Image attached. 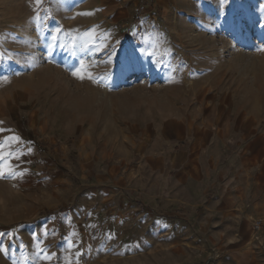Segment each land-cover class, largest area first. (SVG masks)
<instances>
[{"label": "rangeland", "instance_id": "rangeland-1", "mask_svg": "<svg viewBox=\"0 0 264 264\" xmlns=\"http://www.w3.org/2000/svg\"><path fill=\"white\" fill-rule=\"evenodd\" d=\"M249 1L250 9L264 5V0H0V97L19 110L24 125L37 130L44 120L39 146L59 163L43 177L60 171L59 182L69 188L55 197L54 206L39 207L40 189L27 177L0 178V264H264V233L252 231L253 222L264 217V202L255 204L247 220L230 214L234 224L203 218V206L226 177L202 178L197 186L208 191L193 201L194 181L171 195L180 166L166 182L148 176L138 196L130 195L131 178L121 183L117 176L121 162L130 174L141 161L134 145L135 124L142 120L240 123L232 137L245 131L246 139L260 137L264 144V37L239 17ZM54 19H60L55 30ZM254 20L259 25L263 17ZM231 23L233 33L227 29ZM22 24L25 31L16 28ZM147 25L163 30L145 39L143 51ZM192 26L214 39L223 33L230 47L222 56L237 52L241 62L221 68L219 49L214 46L213 59V44L196 40L188 33ZM30 28L48 36L42 68L34 61L36 49L25 41ZM63 32L71 42L60 63L59 57L51 59ZM131 41L136 55L125 64ZM216 116L223 119L215 121ZM166 125L175 137V124ZM241 148L234 143L222 155L216 151L217 172L237 160L234 153ZM149 166L156 170L157 161ZM101 177L105 182L94 186ZM96 189L107 192L97 198ZM244 227L250 230L246 239L238 236Z\"/></svg>", "mask_w": 264, "mask_h": 264}, {"label": "crops", "instance_id": "crops-1", "mask_svg": "<svg viewBox=\"0 0 264 264\" xmlns=\"http://www.w3.org/2000/svg\"><path fill=\"white\" fill-rule=\"evenodd\" d=\"M159 7L164 6H161L159 2ZM21 21H23V19H21ZM59 22V19L52 20L53 30L57 28ZM16 28L21 31L26 30L22 29L24 28L23 24L21 26H16ZM1 29L2 28H0V30ZM36 30L38 29L30 28L29 31L34 32ZM162 30L160 26L155 25L143 27L142 34L147 33L148 35H142L144 39H141V45H139L141 49L144 51L143 47L146 46L144 43L145 39H154L157 33L161 34ZM104 31L106 30H96V32L99 33ZM49 34H51V32H49ZM70 40L71 39H68L66 33H64L63 36H58L57 42H54L56 52H58L57 57L55 52L53 55L54 59L51 60L54 61L55 58L57 59L59 57V62L61 63L62 60L60 58L66 57L65 54H61V52L65 51L67 42H71ZM75 46H78L76 42ZM134 48H136V46L132 44V41L127 43L126 52L123 54V56H125V64L132 62V56L136 55ZM141 54L143 55L144 53ZM142 55H140V58L143 60L146 59V57ZM68 58L69 57L66 59ZM78 60L79 58L76 59L75 62L77 63ZM233 105L234 104H231L230 108ZM19 113L17 109L12 107L9 109L6 101L3 97H0V145H2V154L4 157L2 164L5 170V175L2 178L16 177L17 180L20 177V181L27 177L31 180L33 185L40 189V193L36 195L38 199L37 206H54L56 204L55 197H58L59 193L62 194L65 191L67 192L69 188L64 181L59 182L63 179L60 171L58 172L54 169V171L50 173L52 174L51 176L43 177L45 169L55 168V164L58 165L59 163V161L55 162V159L39 146V136L43 134V128L46 124H44V120L41 119V124L36 130L30 122L24 125L23 121L18 119ZM42 118L45 119L43 115ZM168 122H173L175 124L176 132H178L175 137L166 129V124ZM52 123L50 132L54 133L57 131L58 125L54 123V121ZM203 123L206 124L197 126L191 121H186L185 118L179 117L165 119L163 121L142 120L141 123H136L135 125L138 126L137 135L139 137V142H135L136 146L134 145V149L136 148L137 154L142 156L141 161L135 168V171L130 174H126L125 170L123 171L125 163L120 161L123 167L121 170H118L117 167L115 168V170L117 169V176L120 177L121 183H126L127 178H129L128 181L131 178L133 183H129L131 188L130 195L138 196V188L140 185L142 186L144 184V180L147 179L148 176H156L166 182L167 178L172 174L171 169L180 166L179 170L173 175V179L170 183L171 195H175V191L178 193L188 181H194L195 183L192 184H196L195 188L190 187L193 201H198L203 197V192L208 191V189H202L204 188L202 185H200V187L197 186L202 178L205 177L207 179L212 175L224 176L226 179L223 184H218L215 188L217 194L203 206L206 209L203 211V218L206 221L212 220L216 223L228 222L232 224L237 223L233 215L235 218L247 220V218L253 214L255 204L257 202H264V197L262 195L264 192L263 139L260 137L246 139L244 137L245 131L243 133L240 131L238 133V138L232 137L231 135H233V132L237 133L232 127L237 126L238 128L240 127V123H230L227 126L213 125L207 121ZM28 135L29 138L32 139L27 138ZM13 137L17 139L14 140L12 139ZM145 138L146 140H144ZM228 140H231V142L234 141L236 146L242 147L234 153L239 163L237 160L229 161L222 170L217 172L216 167L214 168V166L218 164L217 159H215L216 151H219L221 154L227 146H232V144H234L230 143ZM168 146H172L173 150H168V152H166ZM179 147L181 148L178 149ZM9 153H11V155H9ZM17 156L20 157L19 160L15 158ZM154 161H157L158 167L153 171L149 165L150 162ZM9 168L16 172L15 176L9 174ZM21 172L24 173L23 176L20 175ZM189 177L191 179H189ZM108 180L109 178H106V181ZM7 181L11 182L13 185L14 183L12 182H16L13 181V179ZM102 182H105L102 177L99 179L97 178L94 186ZM13 189H15L16 192L20 190L18 186L13 187ZM105 191L107 192V190L96 189L93 192H95V196L99 198V196H104ZM169 200L175 202L174 200H176V197L170 196ZM237 209H244V211L242 213L233 212ZM230 214H233L232 217ZM235 230H231L233 235L237 234ZM249 232L250 230L244 227L242 230H239L238 236L246 239Z\"/></svg>", "mask_w": 264, "mask_h": 264}, {"label": "bare ground", "instance_id": "bare-ground-1", "mask_svg": "<svg viewBox=\"0 0 264 264\" xmlns=\"http://www.w3.org/2000/svg\"><path fill=\"white\" fill-rule=\"evenodd\" d=\"M252 6H253L252 1L251 2L249 1L248 6L245 7L247 9V11L241 12L239 17L241 19V22H244V25L248 26L249 28L251 27V24H253V28L256 29L255 32H257L256 34L258 36L264 37V15H263L264 14V5L256 4L254 9H250ZM62 8H59L60 11L61 12L65 11L64 7H62ZM258 15L263 17V20H262L261 24H259V25L256 24V22L254 20V19L258 18ZM237 22H239V21H237ZM214 26H215V24H214ZM234 26H237V25L235 24ZM195 28L199 31V29L196 26H192V28L189 29L188 33H191V32L195 33V35H196L195 39L196 40L202 39V42L205 40V43L208 45L210 43L213 44V46L211 48L212 57H213L214 46L219 49V52H221V54L219 56L221 58V60L218 62L220 64L221 68L222 67H224V68L229 67V70H231V63L235 64V63L241 62V59H240V57H238V55H242V54H239L237 52H230L229 58L222 56L225 53V50L227 52V48L229 49V47H230L229 42L226 40L225 37H223L224 36L223 33L221 34V36L218 39L217 38L214 39L213 37L210 38L207 35L198 32ZM227 29L231 30L232 31L231 33H233V24L232 23L229 24L227 26ZM209 30H210L209 32H213V28H211V26H210ZM224 30H226V27L224 28ZM25 37H27L25 40L26 43L30 44L32 47H34L36 49V51L34 53L32 52V54L34 56V61L37 62V64L42 68L44 60L47 58V54H48V52L46 50V43L47 42H45V40L48 38V36L47 35L40 36L39 34L35 35L34 32H29V34H25ZM195 39H193V40H195ZM231 56H234V57H231ZM213 59H214V57H213ZM222 60H223V62H222ZM212 69H213V66H212ZM205 79L209 80L210 76L205 77ZM217 119H223V116H221V117L216 116L215 121H217Z\"/></svg>", "mask_w": 264, "mask_h": 264}, {"label": "snow or ice", "instance_id": "snow-or-ice-1", "mask_svg": "<svg viewBox=\"0 0 264 264\" xmlns=\"http://www.w3.org/2000/svg\"><path fill=\"white\" fill-rule=\"evenodd\" d=\"M38 2H39V0H38ZM54 39H55V37H54ZM73 75H78V73L74 72ZM12 139L15 140V139H17V138L13 137ZM9 155H11V153H9ZM15 158H16L17 160H19L20 157L17 156V157H15ZM3 159H4V157H3V154H2V145H0V178H2V177L5 175L4 166H3V164H2ZM9 174L15 176V175H16V172L13 171L11 168H9ZM20 175L23 176L24 173L21 172Z\"/></svg>", "mask_w": 264, "mask_h": 264}, {"label": "built area", "instance_id": "built-area-1", "mask_svg": "<svg viewBox=\"0 0 264 264\" xmlns=\"http://www.w3.org/2000/svg\"><path fill=\"white\" fill-rule=\"evenodd\" d=\"M252 231L255 234L264 233V217L257 219L252 224Z\"/></svg>", "mask_w": 264, "mask_h": 264}]
</instances>
